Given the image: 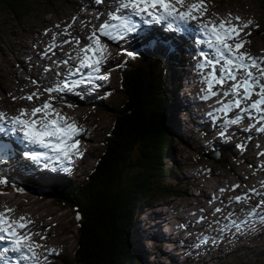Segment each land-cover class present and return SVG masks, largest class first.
Segmentation results:
<instances>
[{"label":"rangeland","instance_id":"rangeland-1","mask_svg":"<svg viewBox=\"0 0 264 264\" xmlns=\"http://www.w3.org/2000/svg\"><path fill=\"white\" fill-rule=\"evenodd\" d=\"M89 1L96 3L95 0H32L33 8L22 20L14 17L8 10L0 7V103L2 101L6 103L5 106L1 105L2 107L7 106V110H9V107L15 102L14 106L16 108L19 107V109H21L23 106L26 109H31L30 107L32 104L35 106L37 103H42L43 100L47 98L48 94L44 93L39 99L42 102L34 99L30 103L25 99H20L24 97V93L33 92L35 89L39 90L42 87L40 84L32 85L31 81L27 79V73H36V78L29 77L37 82L46 83V87H50V85L53 86L47 83L46 79L54 78L57 76V73H60L59 76L63 78L59 81L80 78L82 73L81 75L77 73L71 78H65V74L67 73L66 69L71 65L75 66L74 63L76 61H73L71 64L53 65L50 71L44 74L41 72L38 74L39 68L45 67L47 63L48 65H52L53 62L49 63V61L54 59L55 56L54 54L50 55V60L49 57L44 59L36 56V58L29 61L27 52L36 51L37 46L34 47L35 44H38V47L43 46L41 44L42 41L45 42L46 39L54 33L63 32L64 28L69 24L81 30L83 34L81 35L82 39H80L81 44L82 46L86 44L88 41L85 37L83 38V36H87L89 30L85 28L84 21H82L81 18L84 17L87 21H91L92 27H98L100 23L107 19L108 13L107 11L104 13L103 10H101L104 9L105 1L97 4L98 6L96 7L84 6V4ZM262 2L263 0H207L208 13L206 18L213 19L215 16L226 17L231 13L233 17L239 16L243 21L249 19L253 20L254 24L258 25V27L253 26L245 30L251 33L249 37H246L248 43L245 45V50L253 56H264V11ZM95 16L102 17L101 21L99 22L97 20L93 22L92 19L95 18ZM73 17L77 18L75 22L72 20ZM135 19H141V17H134V20ZM153 24H157L155 28L156 39L170 42L177 51L176 55L172 57L173 63L176 64L173 65L170 63L167 70L169 78L173 80V85L169 89L173 96L169 100L170 105L168 109L172 117L171 132L172 135L176 136L170 145V153L172 154L173 163L177 164V168L172 169V177H169L167 180L172 186L175 184L176 189L182 192V195L176 196L174 200L172 197L152 199L147 202L146 205H143L138 211L136 219L131 226L129 232L130 241L136 249L142 252L146 264H264V222L246 216V213L261 199V196H253L248 204L228 202L230 197L240 195L246 192L248 188H256L258 179L264 177V158L262 156L256 158L257 150L255 147V143L263 138V133H257L255 129H252L250 132L242 131V129L246 128L248 124L251 123L247 118L240 124L230 125L227 129L223 128L222 125L224 120L234 116L235 110L228 113L227 117L224 113H213V106L205 99H202V92L199 95V100L209 107V110H205L204 114L210 115V113H212L215 115L216 119L214 120L213 117H210L211 119L207 122V130L203 134L202 132L193 133L192 131H187L184 125L189 126L195 116L188 117V112H181L182 107L185 106L180 105V95H182V91L186 89L182 87L188 82H185V80H187V76L185 75H188L192 69L188 70L189 66L191 67L192 65L191 60L197 50L187 52L183 47L175 48L173 42H180L182 40L181 36L178 37V33L166 30V26H163L165 33L161 31L163 30L160 28L162 24L155 22ZM56 25L60 27L57 28ZM71 28L69 29L71 36L60 35L64 37V40L77 37L71 31ZM181 28H183L182 24ZM148 29H150V27L147 25L140 29L138 27L135 32L129 33L128 37H124L122 42H136L137 40L141 42L144 39L143 37L147 35V33L144 34V32ZM46 30L48 31L46 32ZM196 35L199 34L197 33ZM200 37L201 39H205L203 35H200ZM103 43L108 46L112 44V42ZM116 44H118V42ZM121 47L122 44L119 47L114 45L113 50L109 52L110 55L117 54ZM208 53H211V50H209ZM196 56H199V54L196 53ZM120 58L121 55L119 53L112 61L104 65L99 73L105 72L108 74V82L112 83L114 89H112L113 87L111 86L109 88L104 85H95V90L93 92V87L91 86L93 84H88V88L78 85L76 89L79 92H83L82 100L79 96L75 95L74 91L57 93L55 95L58 97L68 95L66 96L67 101L64 98L62 99L66 101L64 103L60 102L62 101L61 99H58L57 104L62 106V110L60 111L62 114L68 113L71 116L69 118L74 119L84 130L77 137V139L80 140V151L83 153L82 156L75 155V167L77 164L81 163L79 172H77L78 175L76 172L64 169L71 168L73 162L60 166V171L53 175L54 178L40 171L36 173L35 170H32L31 174H27L26 172L30 167L35 169V163L28 164V168L24 166L28 163V159L23 156L0 155V161H2L0 164L6 165L8 169L11 170V174L17 175V177L23 180L22 182H15L16 188H22L23 191H16V189L14 191L10 189L6 194L1 193L0 196L3 198H0L3 200L15 201L16 204H21L23 206L22 209L27 211L28 208V211L34 212L35 216L40 213V211H34L35 207L42 206L45 208V210H42L44 213L38 214V216H41H39L40 221H38L37 224L38 226L39 224L40 226L42 225V230L34 232L32 236L38 233L35 239H33L35 242L47 248L52 245L51 248L53 247L52 249H55V253L52 257L48 256L49 264H75L68 263L73 262V256H69L68 254L73 255V250L77 243V214L72 207H69L64 202H57L56 196L52 194L53 189H51V187L55 185H58L56 188L62 187L69 177L71 179L76 177V181L82 178L83 175L90 170V167L95 161V157L102 151V136H104L112 123V116L107 108L116 106L119 104V101H122L121 94L118 91L120 82L119 69L108 68L109 65L119 61ZM200 62H202L201 59L198 63ZM40 64L41 66H39ZM33 68L35 70H32ZM22 70L26 73L22 72ZM209 70V68L203 70L195 68L193 70L197 71L196 77L200 87L203 86L206 88L204 76ZM198 72L202 73L203 76L201 74L198 75ZM183 76L185 77L182 80ZM18 81H22L23 83L20 84L21 88L19 89L17 87ZM100 81L102 80H96V82ZM96 87H99V89ZM15 90H17L16 99H10V97L15 95L13 92ZM90 90L92 91L89 93ZM216 90L218 93L221 91L219 86H216ZM7 93H10L8 97ZM95 93L102 94L101 96L108 93V98L105 100L107 103L101 102V98L97 97ZM187 94L188 98H190L188 90ZM217 96L212 97V100L217 102V100H219ZM224 99L226 100L228 98ZM199 100L195 105H200ZM9 101H11V105L8 103ZM68 104L73 105V107H68ZM219 106L220 105L217 104V107ZM13 115L16 114L13 113ZM186 118H188V123L190 124H186L184 121ZM89 126L91 129L88 128ZM191 129H194V126L191 127ZM221 131H225L228 139L219 135ZM249 136H251V139H246ZM177 137L184 140L185 143H181ZM210 140L223 141L222 144L218 145L229 149L230 152L225 157L226 162L224 165L216 163V160L220 157L213 158L205 155V153L213 152L217 149L219 150V148L212 149L213 146H207ZM262 142L263 144H261V147L264 149V138ZM239 143H244L245 148H237L236 145ZM250 143L251 145L249 146ZM7 157L9 158L8 160H6ZM16 159V170L11 169L8 161L12 162L16 161ZM171 164L170 162L169 165ZM50 166L55 168V164ZM43 167L44 166H41V168ZM52 168L47 169L52 170ZM20 169H23V171ZM62 170L63 174H60ZM31 176L40 179V181H36ZM41 176L44 178L41 179ZM46 176L49 177L46 178ZM256 176L258 178H256ZM261 181L262 180H260L259 185H261ZM233 184H239L241 187L232 190L225 198L222 197L223 193H220L219 196H216L220 197V199H213L215 195L205 190L211 186L212 188L210 190L216 192V189L231 188ZM6 186L5 184H0V187L4 191H6L8 187H11ZM26 189H29V191ZM200 189L207 195H210V198L206 199V201L197 198L200 197V193H203ZM258 192L263 193L264 188H262V191ZM14 193H19L20 195ZM43 193L44 196L42 197ZM249 195L252 194L249 193ZM4 197L6 198L4 199ZM256 197H258L259 200H256ZM196 201L200 203H195ZM185 202H189L188 208L186 207L187 210L190 208L191 210L196 209V211L190 214L188 211L181 210V206H184ZM216 204H218L217 207L222 209L221 213L214 214V210H209V207H213ZM201 209H203V211H201ZM159 210L164 212V217H166L164 221L166 222L163 226L159 227V225H157L155 227L154 223L158 218L154 219L152 215L155 214L158 216ZM231 211L233 213L230 218L231 220L247 221L246 226H243L239 231L232 226L229 219H226L228 213ZM206 212L207 215H205ZM199 216L206 217V219L197 223ZM237 216L239 217L237 218ZM203 222H205V224ZM200 223H203V227H198ZM226 224L227 228H225ZM181 225L188 226L193 232L188 233ZM221 229H224V231H221ZM167 235L170 239L165 238ZM41 236L46 237V239H41ZM150 236H153L152 241L147 239V237ZM205 237L207 238L206 242H204ZM214 240L215 242H213ZM39 250L40 249H36L38 253H43V249L41 251ZM63 256H67V262L62 260Z\"/></svg>","mask_w":264,"mask_h":264},{"label":"snow or ice","instance_id":"snow-or-ice-1","mask_svg":"<svg viewBox=\"0 0 264 264\" xmlns=\"http://www.w3.org/2000/svg\"><path fill=\"white\" fill-rule=\"evenodd\" d=\"M95 2L100 4L103 0H95ZM112 7L115 10L108 12L107 19L98 27L93 26L92 31L86 37L88 43L80 46V38L71 37V39L61 41L58 45L56 43L58 36H71L69 29L72 24H69L63 32L53 34L52 43L42 54L47 56L49 51L58 46L74 43L77 47L71 53L66 54L67 59L53 61V63L59 66V64H69L70 61L77 60L78 66L75 69L70 66L65 75L72 77L84 69H89L86 76L81 75L79 79L70 80V82L68 80L58 81L53 86L44 88L43 92L37 90L21 97L20 99L32 102L34 99L39 100L44 93L48 94L43 103L36 104L31 109L21 108L16 115L0 111V134L9 137L17 132L22 133L23 141L27 142L26 150L22 152L23 157L38 166L41 163L47 166L71 164L73 155H83L79 148L80 140L77 137L84 130L74 119L66 117L53 106L54 100H62L63 97L52 94L73 92L78 85L85 83L91 85L96 80H107L108 74H99L101 65L110 56L108 45L102 42L101 37L118 41L127 34L135 32L138 25L134 17L144 18L146 24L152 22L164 24L166 30L175 29L177 32L181 30L182 22L185 25L188 22H196L197 30L205 37L197 43L206 45L211 50L210 54L203 51L199 53L203 60L197 64V68L210 69L204 76L206 89L202 90L205 93L202 99L207 100L219 94L221 99L217 100V104L220 106L214 108L213 113H224L227 117L228 113L235 110L234 116L224 120L223 128L227 129L230 125L240 124L247 118L251 123L242 131L250 132L255 129L257 133H264V56H253L245 50V45L248 43L246 37L251 35L245 30L253 26L258 27L253 20L243 21L241 17H233L231 13L215 20L208 19L206 18L207 0H113ZM76 19L73 17V22ZM233 20L236 22L233 23ZM56 27L60 26L56 25ZM127 55L131 57L134 53L128 52ZM117 67H123V65H117ZM50 70L48 66L44 69L45 72ZM59 75L60 73H57V76ZM32 83L37 84L38 82L33 80ZM216 86L221 89L219 93ZM67 106L73 107L71 104ZM213 119H216L215 115ZM219 135L228 139L225 131H221ZM246 139L250 140L251 136ZM236 147L244 149L245 145L239 143ZM9 148L10 145L0 143V150ZM258 155L264 156V152ZM8 183L16 187L15 182L11 181L7 173L0 171V184L7 185ZM240 187L239 184L231 185L232 190ZM261 187L264 188V181H261ZM16 190L23 191L22 188H16ZM219 191L223 193L226 189L221 188ZM253 196H261V199L251 207L246 216L264 222V193L258 192L255 187L248 188L240 195L230 197L228 202L248 204ZM213 199H220V197L214 196ZM14 211L15 209L12 208L0 211V242H4L0 244V264H48V256L54 254L55 249L35 242L32 239V227L35 222L24 215L18 218L11 216L10 214ZM221 212L220 207L214 209V214ZM231 216L232 213H229L226 219H229L238 231L246 226L247 221L231 220ZM79 218L77 214V219ZM205 219L206 217L201 216L197 223ZM41 239H46V237L41 236ZM206 239L205 237L204 242ZM36 249H43V253H38Z\"/></svg>","mask_w":264,"mask_h":264},{"label":"trees","instance_id":"trees-1","mask_svg":"<svg viewBox=\"0 0 264 264\" xmlns=\"http://www.w3.org/2000/svg\"><path fill=\"white\" fill-rule=\"evenodd\" d=\"M0 7L20 20L33 8L32 0H0ZM262 7L264 11V0ZM151 31L126 60L118 87L122 101L107 108L112 123L90 170L77 181L69 177L62 187H51L57 202L72 207L80 217L77 243L73 255L68 254L73 262L68 263L146 264L129 238L138 211L152 199L182 195L167 180L177 168L170 153L176 136L168 109L173 80L167 70L173 54L167 41L156 39ZM219 156L216 163L224 165L222 150Z\"/></svg>","mask_w":264,"mask_h":264},{"label":"bare ground","instance_id":"bare-ground-1","mask_svg":"<svg viewBox=\"0 0 264 264\" xmlns=\"http://www.w3.org/2000/svg\"><path fill=\"white\" fill-rule=\"evenodd\" d=\"M103 1H105L106 3L103 5L104 6V9H101V10H103V12L105 13V11H107V12H109V11H114V7H112V4H113V0H103ZM84 6H93V7H96V6H98L97 5V3H94V2H91V1H89L88 3H86V4H84ZM102 6V7H103ZM100 10V11H101ZM91 12V11H90ZM108 14V13H107ZM101 15H102V13H101ZM97 17L98 16H95V18H93L92 19V21L93 22H95V21H101V19H102V17H103V15H102V17H100L99 16V19H97ZM218 17H224V16H215V17H213V20H215V19H218ZM82 19V21H84V24H85V28H87L88 30H89V32H88V35H89V33L92 31V29H93V27L91 26L92 25V23H91V21H87L86 20V18H81ZM150 19V18H149ZM135 22H137V25H138V27H139V29L140 28H142V27H145L146 25H148V24H146V23H144V18H141V19H135ZM233 22L235 23V20H233ZM97 23V22H96ZM154 22H152V23H150V24H153ZM145 24V25H144ZM141 25H143V26H141ZM164 24H162V26H163ZM91 26V27H90ZM73 28H71V31L73 32V34H75L77 37H79L80 39H82L81 37V35H83L82 33H81V30L79 29V28H77L76 26H72ZM184 28V27H183ZM183 28H181V29H183ZM159 29V28H158ZM151 30H153L154 32H155V28H153V29H151ZM161 31H163V32H165L164 31V29L163 30H161ZM194 33H198L197 32V28H194ZM166 33V32H165ZM172 33V32H171ZM86 35V34H85ZM87 35V36H88ZM171 35V34H170ZM50 36H53V35H50ZM48 37L47 39H46V41L43 43V46H40V47H38L37 46V50L36 51H28L27 53H28V55H29V61H31V60H33L34 58H36V56H39V57H41V58H44V59H47V57H49L50 55H53L54 54V59H52V56H51V59L52 60H50V57H49V63H51V62H53V61H62V60H64V59H67V55L66 54H68V53H71L72 52V50H73V48H69V46L71 45V44H64V45H62V46H58V47H56V48H54V49H52V51H49L48 53H47V56H43L42 54L46 51V49H47V46L50 44V43H52V37ZM63 36V35H62ZM62 36H58L57 37V40H56V43L59 45L60 44V42L61 41H63L64 40V37H62ZM87 36H83V38L85 37H87ZM129 36V34H127L125 37H128ZM178 36V35H177ZM179 37V36H178ZM101 39H102V42H112V44L110 45V46H108V50H109V52H111L112 50H113V47H114V45H117L118 47L121 45V44H123L124 42H122V39H120V40H118V41H112V40H108L107 38H104V37H101ZM181 41L180 42H186V40H185V38L184 37H182L181 36ZM197 39L198 40H202L201 39V37H200V35H197ZM41 41V40H40ZM43 42V41H42ZM118 42V44H116ZM73 44V43H72ZM63 48H66L67 49V51H65V52H62V53H60L59 51H60V49H63ZM36 49V48H35ZM111 49V50H110ZM209 52V49L207 48V47H204V46H198V52H196L197 54H199L200 52ZM185 52V51H184ZM196 55V54H195ZM198 57H200V56H198ZM73 62V60L72 61H70L69 62V64H71ZM34 63V62H33ZM43 63V62H42ZM45 63V62H44ZM198 64V63H197ZM197 64H196V66L195 67H193V70L196 68L197 69ZM53 65H57V64H55V63H52V65H48V63H47V65H45V67L46 66H48V67H50V69H52V66ZM74 65L75 66H78V64L75 62L74 63ZM39 66H41V64L39 65ZM38 66V67H39ZM75 66H73V65H71V67L73 68V69H75ZM45 67H43V68H39L38 70H39V73L38 74H40V72L42 73V74H44L45 73V71H44V69H45ZM67 71H68V68L66 69ZM36 74V73H35ZM35 74H32V73H30L29 74V76H31L32 78H36L37 76L35 75ZM48 74V73H47ZM87 74V72L86 71H83L82 72V75H86ZM55 75V74H54ZM81 75V74H80ZM80 75H78V76H80ZM75 76V75H74ZM47 77H49V76H47ZM67 76L65 75V78H66ZM71 78V77H70ZM201 78H203V77H201ZM61 79H63L61 76H55L54 78H47L46 79V82L47 83H50V84H52V85H54L56 82H58L59 80H61ZM188 84V82L185 84V85H187ZM51 86V85H50ZM89 86V85H88ZM88 86H86L87 88H88ZM92 86V85H91ZM93 87V86H92ZM186 89H184V87H183V89H184V93H183V98L185 99V100H188L189 98H188V96L186 95V93L185 92H187V90L188 91H190V89H189V87H185ZM200 89H206V88H204L203 86H201L200 87ZM82 91H84V90H82ZM28 93H31V92H27L26 94H28ZM25 93H24V96L26 95ZM205 93H204V91H202V95H204ZM46 96V95H45ZM180 97H181V95H180ZM217 99H221V96H217ZM207 102H209V104H211L212 106H213V109L214 108H217V102H215L214 100H212V97L211 98H209V99H207L206 100ZM39 102H42V101H40L39 100ZM57 102H58V100H54L52 103H53V106L55 107V108H57L58 110H62V106L60 105V104H57ZM199 102H200V105H201V107H205V106H207L206 104H204L202 101H200L199 100ZM31 103V102H30ZM43 103V102H42ZM14 104H15V102H13V104L11 105V107H9L10 109L9 110H7L8 108H7V106L6 107H2L1 105H0V111H3V112H6V113H8L9 115H13V113H15V114H18V112H19V108H16L15 106H14ZM37 104H40V103H37ZM34 105L32 104V106L30 107V108H32ZM29 109V108H28ZM209 110V109H208ZM64 113V112H63ZM71 114V113H70ZM63 115H65V116H68V117H71L68 113H65V114H63ZM195 118V117H194ZM211 119V118H210ZM209 119V120H210ZM208 120V121H209ZM207 121V122H208ZM207 122H206V125H207ZM217 130V129H216ZM263 135V138H264V133L262 134ZM11 138V137H10ZM262 138V139H263ZM12 139V138H11ZM262 139L260 140V141H258L257 143H255V147H256V158L257 157H259V156H262V155H258V153H261V152H264V149L261 147V144H263V142H262ZM4 141L8 144V145H10V147L11 148H13V149H16V145L13 143V142H11V141H9V140H7V139H4ZM36 150H39V149H36ZM19 156H22V153H19L18 154ZM263 158H264V156H262ZM264 160V159H263ZM254 161V160H253ZM30 163H34V162H32V161H30L29 159H28V163H26L27 165L28 164H30ZM254 163V162H253ZM262 163V162H261ZM263 164V163H262ZM41 166H44V164L43 163H41L39 166L38 165H36L35 166V169L34 168H32V167H30L31 169L30 170H28V171H31V173H32V170H35L36 171V173L38 172V171H40L41 173H43V174H47V175H50V176H53L54 174H56L57 172H59L60 171V166H62V165H55V168H52V170H49V169H47L46 168V166H44L43 168H41ZM262 166V165H261ZM23 168V167H22ZM25 170H26V168H25ZM21 171H23V169L21 170ZM27 171V170H26ZM33 179H35L36 181L38 180V181H40V179H38V178H36V177H33V176H31ZM41 179H43L44 177L43 176H41L40 177ZM46 180V179H45ZM260 180H262V181H264V177H262V178H259L258 179V182H257V186H256V188H257V190L258 191H262V187H261V185H259V183H260ZM43 181V180H42ZM41 181V182H42ZM4 188V187H3ZM218 188V187H217ZM224 189H226V191L225 192H223V195H222V197L223 198H225V197H227L228 196V194L232 191V188H224ZM26 190H28L29 191V189H26ZM216 190H218V189H216ZM1 191H2V188L0 187V194H1ZM17 191V190H16ZM200 191H202V189H200ZM199 191V192H200ZM203 192V191H202ZM264 193V192H263ZM6 194V193H5ZM14 194H19V193H14ZM219 194L220 193H218L217 194V196H219ZM20 195V194H19ZM40 195H42V194H40ZM40 195H39V197H40ZM200 195V197H197V198H201V199H203L202 201H206V199H209L210 198V195H207L206 193H200L199 194ZM24 196H28V195H24ZM44 196V193H43V195H42V197ZM0 197H2V196H0ZM3 198V197H2ZM2 198H0V209H3V210H1V211H4L6 208H12V209H15V211L13 212V213H11L10 215L11 216H13V217H19V216H21V215H24L26 218H28V219H30V220H32V221H34L35 222V224H34V226L32 227V232L34 233V232H38V231H41L42 229H41V226H40V224H39V226H38V221H40L39 220V216H41V215H39L38 216V214H42V213H44L42 210H45V208H43L42 206H38L37 208L35 207L34 209V211H40V213H38L37 214V216H35L34 215V212H29L28 211V208H27V211L25 210V209H22V205L21 204H16L15 203V201L13 202V201H10V200H3ZM6 197H4V199H5ZM41 198V197H40ZM12 199V198H11ZM16 199V198H15ZM14 200V199H13ZM18 200V199H17ZM208 201V200H207ZM195 203H200L199 201H196ZM27 204V203H26ZM27 206V205H26ZM35 206V205H34ZM187 206H189V202H185V205L183 206H181V210H184V211H188L190 214H192V213H194L195 211H196V209H190L189 208V210H187L186 209V207ZM217 206H218V204H216L215 206H213V207H209L210 209L209 210H214L215 208H217ZM188 208V207H187ZM30 209H32V208H30ZM208 210V209H207ZM36 213V212H35ZM164 212H162V210H159V214H158V216H156L155 214L154 215H152L153 217H154V219L155 218H158V220L154 223L155 225V227L157 226V225H159V227L160 226H163V224L166 222V221H164V219L166 218V217H164V214H163ZM230 213H232V211L230 212ZM229 214V213H228ZM233 214V213H232ZM205 215H207V212L205 213ZM204 216V215H203ZM201 216H199L198 217V220H199V218H200ZM239 216H237V218H238ZM236 218V219H237ZM204 224H205V222H203ZM203 223H200L199 225H198V227H203ZM39 227V228H38ZM159 227H158V229H159ZM183 229H185L186 231H188V233H192L193 232V230H191V229H189L188 228V226H185V227H183ZM200 229V228H199ZM38 235V233H36L34 236H32V239H35V237ZM44 235V234H43ZM152 238H153V236H150V237H147V239L149 240V241H152ZM165 238H167V239H170V237L167 235V236H165ZM40 239V238H39ZM38 243V242H37ZM173 243V242H172ZM197 243V242H196ZM52 246V245H51ZM51 246L50 247H48V248H51ZM53 248V247H52ZM42 249H40L39 251H41ZM52 255L53 254H51V255H49V257H52Z\"/></svg>","mask_w":264,"mask_h":264},{"label":"water","instance_id":"water-1","mask_svg":"<svg viewBox=\"0 0 264 264\" xmlns=\"http://www.w3.org/2000/svg\"><path fill=\"white\" fill-rule=\"evenodd\" d=\"M209 157H214V158H217L218 155H214V154H207Z\"/></svg>","mask_w":264,"mask_h":264}]
</instances>
